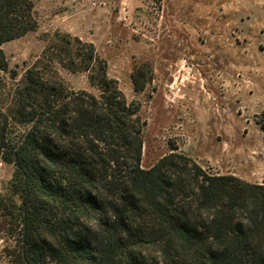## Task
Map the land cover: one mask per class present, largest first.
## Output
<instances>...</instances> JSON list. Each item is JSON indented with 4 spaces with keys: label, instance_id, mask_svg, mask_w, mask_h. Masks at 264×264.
<instances>
[{
    "label": "trees",
    "instance_id": "obj_1",
    "mask_svg": "<svg viewBox=\"0 0 264 264\" xmlns=\"http://www.w3.org/2000/svg\"><path fill=\"white\" fill-rule=\"evenodd\" d=\"M32 0H0V255L8 264H264V184L177 152L142 165L147 121L91 43L57 33L23 76L3 45L38 27ZM87 72L74 90L57 67ZM152 73V72H151ZM152 80L134 72L136 91Z\"/></svg>",
    "mask_w": 264,
    "mask_h": 264
},
{
    "label": "rangeland",
    "instance_id": "obj_2",
    "mask_svg": "<svg viewBox=\"0 0 264 264\" xmlns=\"http://www.w3.org/2000/svg\"><path fill=\"white\" fill-rule=\"evenodd\" d=\"M32 1L37 29L3 45L11 70L23 76L57 33L78 37L142 105L143 167L177 148L212 173L264 184V0ZM135 71L152 74L139 92ZM57 73L97 93L87 72ZM13 173L0 162V195Z\"/></svg>",
    "mask_w": 264,
    "mask_h": 264
}]
</instances>
